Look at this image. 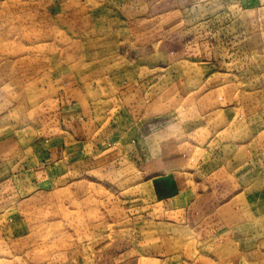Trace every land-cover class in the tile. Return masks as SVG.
Masks as SVG:
<instances>
[{
    "label": "rangeland",
    "instance_id": "374dc122",
    "mask_svg": "<svg viewBox=\"0 0 264 264\" xmlns=\"http://www.w3.org/2000/svg\"><path fill=\"white\" fill-rule=\"evenodd\" d=\"M81 1L66 3L72 6L71 11L63 9L66 14L59 15V0L56 5L53 0H0V264H191L197 256L194 244L203 240V224L192 220L191 215L182 219L183 213L184 222H177L180 227L156 225L159 214L153 212L145 188L144 160L136 167L131 162L133 150L144 146L151 131L161 129L152 136L156 144L158 137L185 127L183 121H177L176 113L179 111L181 116L187 111L177 110V103L186 104L208 68L175 60L182 50L191 53L195 39L206 41V47L217 54L218 57L210 56L216 68L225 66L223 60L240 59L238 55L246 53L242 66L237 61V70L248 68L244 81L249 87L264 82V0H165L169 12L168 62L160 66L153 63L151 71L136 81L146 85L147 103L154 97L155 88L160 90L161 82L160 86L168 91L167 101L161 103L167 106V112L152 118L138 113L135 119L132 117L135 133L121 143L122 152L115 149V142H103L97 145L96 152L82 159L83 164H77V173L68 178L58 173L60 181L46 186L29 180L27 174L18 175L21 170L18 171L17 157L21 147L37 134L47 138L64 130L62 108L83 97L72 89L86 79L82 82L71 74L79 76L92 65L73 67L82 51L87 52L81 46L86 32L84 14L79 9ZM106 1L95 0L88 6L104 5ZM245 24L254 26L246 29ZM255 33L257 40L252 38ZM90 48L93 51L85 56L93 61L91 67H97V60L103 57L97 59L99 51ZM121 48L127 58L128 54H135L128 45ZM205 61H209L208 57ZM123 63L127 65L126 60ZM112 67L118 68L111 65L108 73ZM210 68L213 69L211 65ZM102 69L100 75L106 71ZM186 73L194 77L186 78ZM72 80L77 81L75 86ZM89 80H99V85H106L107 81L108 86L114 81L110 76ZM111 94L107 92L105 98ZM105 98L93 91L87 93L92 117L96 113L93 105ZM163 129L172 133L166 134ZM169 208L172 211L163 212L164 218H180L174 207ZM236 228L234 224L225 225L218 233L231 235ZM175 234L180 238L171 237ZM237 240L249 252L246 264H264V241L263 246L257 243L258 247L256 244L251 248L243 238H232L236 247Z\"/></svg>",
    "mask_w": 264,
    "mask_h": 264
},
{
    "label": "crops",
    "instance_id": "0c3cea01",
    "mask_svg": "<svg viewBox=\"0 0 264 264\" xmlns=\"http://www.w3.org/2000/svg\"><path fill=\"white\" fill-rule=\"evenodd\" d=\"M57 1L53 0L55 5ZM73 1L59 0V15L66 14L63 9L71 11L72 6L66 3ZM93 1L83 0L79 3L86 28L80 43L88 53L93 51L91 48L88 50V47H95L94 51H99L95 55L97 59L103 58L97 60V67H91L93 61H89L85 56L87 52L82 51L84 55H79L75 61L73 67L92 65L79 76L71 73L73 78L77 77L82 82L84 78L86 80L78 88L72 87L73 91L83 94L80 101L75 98L73 103L62 108L68 130L64 127V130L47 138L37 134L28 145L21 147V154L17 157L18 171H21L17 174H27L29 180L35 179V183L48 186L60 181L57 180L58 173L63 178H68L73 172L77 173V164H81L83 158L87 159L88 154L96 152L97 145L103 142H115V149L122 152L121 143L135 133L131 127L138 113L152 118L153 115L167 112V106L161 103L167 101L168 91L160 86L161 82L160 90L155 88L154 97L147 103L149 97H145L146 85L143 81H136L138 76L151 71L153 63L158 62L160 66L168 62L167 2L107 0L104 5L89 7ZM245 26L248 29L254 25ZM252 35L257 40L256 33ZM125 45L133 49L135 54H128L127 58L121 51V46ZM192 46L191 53L182 50L175 61L202 64L208 69L202 74V82L195 87L186 104L179 106L177 103V110L187 111L181 116H178L179 111L176 113L177 121H183L185 127L175 134L163 129L170 135L158 137L156 144L152 136L161 129L155 130V133L151 131L150 138L144 139V146L139 151L133 150L134 158H131V162L137 167L144 160L145 188L149 191L153 212L159 214L156 225L180 227L177 222H184L182 219L186 220L189 215L192 220L203 224V232L200 234L203 240H196L193 251L197 256L193 257L194 262L191 264H246V254L249 252L240 247L239 240L236 247L231 239L243 238L244 244H250L251 248H255L257 243L259 247L263 246L264 82L249 87L244 81L248 77L245 74L248 68L237 70V61L242 66L241 60L243 56L247 57L246 53H240V59H233L231 53L232 59L229 62L222 61L225 65L223 69L222 66L216 68L210 62L211 55L218 56L206 47V41L197 38ZM205 57H208V62ZM125 60L127 65L123 63ZM99 64L106 67L102 69L98 67ZM111 65L118 68L112 67V72L110 70L108 73L107 67ZM101 69L107 72L100 75ZM196 74L198 77L199 74ZM100 76L101 79L112 77V85L108 86L107 81L106 85H99V80H89L99 79ZM189 77L194 76L186 73V78ZM72 81V86H75L77 81ZM90 91L100 98L107 97V92L112 93L110 98L98 100L100 102L93 105L96 110L93 117L86 99ZM101 111L102 114H97ZM31 129L35 133V126ZM169 206L174 207L180 218H164V213L172 211ZM183 213L185 218L181 219ZM229 224L237 227L231 235L218 233L220 227ZM171 237L180 238V235ZM181 264L188 263L183 261Z\"/></svg>",
    "mask_w": 264,
    "mask_h": 264
}]
</instances>
